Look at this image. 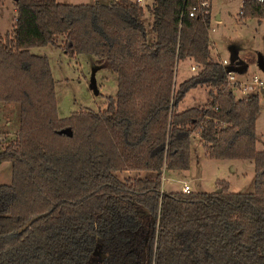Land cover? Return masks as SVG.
I'll return each mask as SVG.
<instances>
[{
    "label": "trees",
    "instance_id": "obj_1",
    "mask_svg": "<svg viewBox=\"0 0 264 264\" xmlns=\"http://www.w3.org/2000/svg\"><path fill=\"white\" fill-rule=\"evenodd\" d=\"M13 7L0 34V102L17 103L16 134L0 142V163H10V181L0 183V264H264L259 96L237 97L228 85L212 55L211 8L151 0L148 42L143 8L131 0ZM238 17L264 21V0H242ZM45 45L105 58L115 98L59 117L48 60L29 52ZM183 59L198 69L174 87ZM196 87L210 98L180 109ZM195 134L210 158L252 159L253 189L160 190L162 170L189 168Z\"/></svg>",
    "mask_w": 264,
    "mask_h": 264
},
{
    "label": "rangeland",
    "instance_id": "obj_2",
    "mask_svg": "<svg viewBox=\"0 0 264 264\" xmlns=\"http://www.w3.org/2000/svg\"><path fill=\"white\" fill-rule=\"evenodd\" d=\"M56 1L69 4L94 2V0ZM3 2L0 34L9 29L11 15H14L11 1ZM150 3L151 0H142L139 3L143 8V24L148 42L151 41L152 34L146 7ZM240 5L241 0H211L212 20L209 32L212 38L211 50L214 59L222 63H228L231 52H236L234 54L245 61L247 66L241 72H236L239 79H249L254 74L261 79L257 89H251L245 94L237 89L232 90L237 97L258 94L259 111L255 117L256 148L264 149V69L263 64L260 63L261 56L264 57V21L258 22L254 18L239 19ZM29 52L45 55L48 60L59 117L68 116L71 112L82 109L101 110L105 107L108 97L115 98L116 77L105 58L97 59L91 54L83 53L68 56L58 47L51 45L34 47L29 49ZM193 63V61L184 63L177 61L173 75L174 87L182 79L197 71V66L195 69H190ZM209 98L208 88L196 87L183 96L178 107L181 109L192 104H203ZM16 118L17 103L0 102V142L15 136ZM254 176L252 159L210 158L198 135L195 134L192 139L189 168L163 170L164 178L161 180L160 189L179 190L182 183H186L192 190L211 191L220 184L228 187L229 181L230 190L251 191ZM9 181L10 163L1 162L0 183Z\"/></svg>",
    "mask_w": 264,
    "mask_h": 264
},
{
    "label": "built area",
    "instance_id": "obj_3",
    "mask_svg": "<svg viewBox=\"0 0 264 264\" xmlns=\"http://www.w3.org/2000/svg\"><path fill=\"white\" fill-rule=\"evenodd\" d=\"M131 1H134L137 4H139L142 0H131ZM210 6H211V0H198V8L201 10L203 14L208 12V9L210 8ZM194 11H195V8H193L192 11L189 12V15L193 16ZM223 64L226 66L227 63H223ZM196 66H197L196 64H192L190 66V69H195ZM226 72H227L228 85L233 90L237 89L242 94L247 93L251 89H257L259 85L261 84V79L256 74L251 76L249 79H239L236 75V72H233V71H226ZM163 178H164L163 171H161L160 179L162 180ZM179 190L182 192H189L192 189L189 184L182 183Z\"/></svg>",
    "mask_w": 264,
    "mask_h": 264
},
{
    "label": "water",
    "instance_id": "obj_4",
    "mask_svg": "<svg viewBox=\"0 0 264 264\" xmlns=\"http://www.w3.org/2000/svg\"><path fill=\"white\" fill-rule=\"evenodd\" d=\"M236 52H231L229 55V61L225 66L226 71H233V72H241L247 65L245 63V61H243L242 59L239 58L238 55L234 54ZM261 64H263V68H264V61L261 58L260 61ZM94 92H96V90L94 89ZM63 133L66 134H70V130L68 128H63L60 130ZM215 190L219 191V188H216ZM44 213H39V214H34L32 216H30L19 228H17V231H21L22 229H24L28 224H30L35 218L39 217L40 215H42Z\"/></svg>",
    "mask_w": 264,
    "mask_h": 264
},
{
    "label": "crops",
    "instance_id": "obj_5",
    "mask_svg": "<svg viewBox=\"0 0 264 264\" xmlns=\"http://www.w3.org/2000/svg\"><path fill=\"white\" fill-rule=\"evenodd\" d=\"M4 0H0V14H2L3 13V11H2V8H3V4H4V2H3ZM8 1H11L10 3H11V5H12V11L14 12V7H13V0H8ZM242 1V0H241ZM241 6V5H240ZM210 8H211V6H210ZM13 18H14V15H11V18H10V21H9V23H10V25H9V28H10V26L12 25V21H13ZM218 19V18H217ZM219 20V19H218ZM9 30V29H8ZM7 31V30H6ZM210 41L212 42V38H211V36H210ZM236 44H237V42H235ZM238 46V45H237ZM236 46V47H237ZM238 50H239V48H237ZM261 58H263V57H261ZM178 61H180L181 63H184V62H186V61H190L189 59H183V60H178ZM264 69V68H263ZM163 171V170H162ZM254 180V179H253ZM227 181V180H226ZM228 188L230 187V182L228 181ZM163 191H172V190H163Z\"/></svg>",
    "mask_w": 264,
    "mask_h": 264
}]
</instances>
